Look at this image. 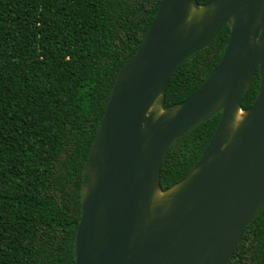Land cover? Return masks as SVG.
<instances>
[{
  "label": "water",
  "instance_id": "water-1",
  "mask_svg": "<svg viewBox=\"0 0 264 264\" xmlns=\"http://www.w3.org/2000/svg\"><path fill=\"white\" fill-rule=\"evenodd\" d=\"M228 25L205 83L165 107L181 63ZM253 104L241 109L255 73ZM221 113L198 162L162 191L160 169L183 135ZM75 264H229L264 207V0H162L119 70L82 170Z\"/></svg>",
  "mask_w": 264,
  "mask_h": 264
},
{
  "label": "trees",
  "instance_id": "trees-1",
  "mask_svg": "<svg viewBox=\"0 0 264 264\" xmlns=\"http://www.w3.org/2000/svg\"><path fill=\"white\" fill-rule=\"evenodd\" d=\"M161 1L0 0V264H75L82 170L115 78L141 46ZM228 36L226 25L179 65L165 107L200 89ZM258 88L257 71L242 110ZM220 116L169 148L162 191L189 174ZM229 264H264V207Z\"/></svg>",
  "mask_w": 264,
  "mask_h": 264
}]
</instances>
